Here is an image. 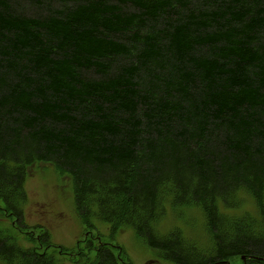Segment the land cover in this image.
Listing matches in <instances>:
<instances>
[{
  "label": "trees",
  "instance_id": "1",
  "mask_svg": "<svg viewBox=\"0 0 264 264\" xmlns=\"http://www.w3.org/2000/svg\"><path fill=\"white\" fill-rule=\"evenodd\" d=\"M38 163L68 173L83 220L132 226L175 264L264 258V0H0V213L20 224ZM240 190L260 224L219 211ZM182 206L210 249L155 231ZM0 259L57 264L1 234ZM92 264L119 262L101 246Z\"/></svg>",
  "mask_w": 264,
  "mask_h": 264
},
{
  "label": "rangeland",
  "instance_id": "2",
  "mask_svg": "<svg viewBox=\"0 0 264 264\" xmlns=\"http://www.w3.org/2000/svg\"><path fill=\"white\" fill-rule=\"evenodd\" d=\"M25 190L27 199L23 204V223L20 224L12 217L0 213V234L11 244H17L22 248L35 246L39 253L50 255L51 252L58 264H76L68 260L67 256L59 255L54 248H50V245L46 247V244H41L38 235L43 236V233L47 232L50 243L67 250H76L78 240L91 236L94 248L98 245H108L112 248L120 246L123 260H128L131 264H175L148 246L144 239L137 236L132 226L128 225L123 230L112 232L110 224L96 215H91L87 222H83L75 210L71 177L65 171L60 173L50 163H38L30 168L25 180ZM219 208L229 218L258 214L252 197L246 193L241 194L238 208H224L220 202ZM157 226L161 234H167L171 230L180 231L186 239L195 240L199 250L211 248L202 213L195 207L182 206L175 209L168 207L158 220ZM244 227L245 223L241 224L238 232ZM79 244L84 245L82 242ZM84 255L86 256L85 253ZM93 255L95 251L89 254L85 264H91ZM246 262L253 263L251 260ZM0 264L6 263L0 259ZM223 264L242 262L239 258L233 257Z\"/></svg>",
  "mask_w": 264,
  "mask_h": 264
}]
</instances>
